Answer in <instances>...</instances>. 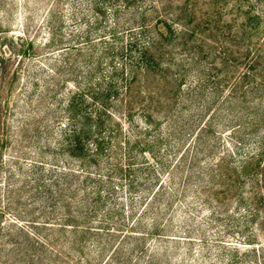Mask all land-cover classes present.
I'll use <instances>...</instances> for the list:
<instances>
[{"label": "trees", "instance_id": "16d2710c", "mask_svg": "<svg viewBox=\"0 0 264 264\" xmlns=\"http://www.w3.org/2000/svg\"><path fill=\"white\" fill-rule=\"evenodd\" d=\"M55 1L0 50V264H264L261 13Z\"/></svg>", "mask_w": 264, "mask_h": 264}, {"label": "rangeland", "instance_id": "374dc122", "mask_svg": "<svg viewBox=\"0 0 264 264\" xmlns=\"http://www.w3.org/2000/svg\"><path fill=\"white\" fill-rule=\"evenodd\" d=\"M68 1L69 0H62L61 6L65 11L64 14L67 15V20L70 21L71 15H69L68 13ZM243 2L245 4L244 9H246L249 5L252 9L256 8V11H259L261 13V22L259 23V29L263 32L262 35L264 39V0H244ZM56 6L57 1L55 0H0V50L3 48L5 39L13 38L15 45H18L17 37L22 36L24 31H27V29H30V35L34 36L36 34L35 38H38L39 40H43L45 37H47L48 35L45 34L48 31L46 22H39L45 17L47 19L46 15H49V10L50 12H52L55 8H57ZM71 23L72 22H70V24ZM38 24L41 28H39V31L36 33L34 29ZM40 61L45 62L43 58L37 56L31 59L29 64L31 67L35 68L40 64ZM12 62L13 64L9 63L8 65V70L10 72L15 66L14 63L16 61ZM22 77L23 79L21 82L24 88L27 84V79L25 75H23ZM18 89L20 90V93L24 91V89ZM17 124L18 118H15L13 121V125Z\"/></svg>", "mask_w": 264, "mask_h": 264}]
</instances>
